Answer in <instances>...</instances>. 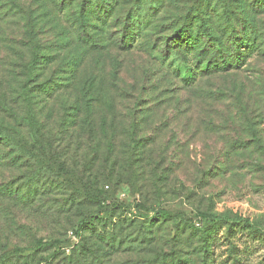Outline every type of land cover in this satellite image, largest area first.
I'll use <instances>...</instances> for the list:
<instances>
[{
	"label": "rangeland",
	"instance_id": "rangeland-1",
	"mask_svg": "<svg viewBox=\"0 0 264 264\" xmlns=\"http://www.w3.org/2000/svg\"><path fill=\"white\" fill-rule=\"evenodd\" d=\"M206 30L253 52L185 85ZM0 73V264H264V0H0Z\"/></svg>",
	"mask_w": 264,
	"mask_h": 264
},
{
	"label": "trees",
	"instance_id": "trees-1",
	"mask_svg": "<svg viewBox=\"0 0 264 264\" xmlns=\"http://www.w3.org/2000/svg\"><path fill=\"white\" fill-rule=\"evenodd\" d=\"M113 4L107 3V2H104V3L97 2L95 3L94 7L92 5L91 6L86 5V8L85 6H82L80 8V12L78 13V16L74 15L70 17V22L73 25L78 24L79 27H82L85 21L91 22L93 24L99 23V25L101 26V24H103V21H104L101 17L102 14L104 15V17H106L107 14H110L109 17H112L111 14H114V13L116 14L117 7L114 6ZM74 8L76 7H73L72 10H74ZM170 24L171 26L168 27L167 29H174V28L177 29L178 28L177 27L178 23L172 21ZM104 25L105 23L103 24V26ZM191 28H193V26ZM185 29L187 28L181 25L180 28H178L175 31L178 40L191 34V33H186ZM232 32H235V31L232 30ZM205 36L208 40H210L211 43H215V45L211 47L210 52H206L205 50H203V51H198L193 54L192 62H193L194 68L189 69L187 75H185L182 78V81L185 85H188V84L192 85L198 79L203 78L205 76L226 75L227 73H230V72H239L246 65V59L253 52V49H251V48H254L253 44H251V46H247V45L244 46L243 45L244 42L241 41L242 38L241 39L237 38L238 37L237 35H235L234 37V38H237L236 39L237 43L233 41V43H235L236 45L233 47L232 53H230V51H227L226 48L223 47L224 45H222L221 42L215 41L213 36L210 33H208L207 30L205 31ZM81 37L82 36L80 35L79 37L80 41H82L87 46H92L93 42L91 41L92 37L90 35H87L85 39H81ZM24 38L26 39L28 44H30V48H31V62L27 66L28 67L27 69H28V73H32L31 66L36 64L39 61V57L37 56L39 52V48L37 46V42L34 41V37L32 35H27V36L24 35ZM176 43L178 44L177 45L178 50H182L181 48L182 43H180L179 41ZM183 43L187 45L188 43L187 39ZM28 44H25V46H27ZM164 46L167 47L169 45L166 44ZM240 48H243V51H239ZM185 51L186 53L187 52L190 53L188 49H185ZM20 89H21V92L22 91L24 92V87L21 86ZM26 99H27V102L25 101ZM23 103L25 104L26 111H25V115L21 118L23 125H20V126L28 129L29 138L31 139V142L33 143V145H36L42 142L41 139H39L40 137L38 136V130L42 125L39 123V121L36 118V111L32 110L31 100L28 99L27 94H25L23 97ZM93 112L94 111H87V114H88L87 119H88V123L90 124H92V119H93V114H94ZM5 121L6 120L0 117V145L1 144L5 145L6 143H11V144L14 143L15 147H18L17 145L18 140L20 141L22 140L18 138L15 141V138L19 137L20 135V133L18 132L19 129L11 127V125L9 123H5ZM15 124H17V120ZM26 141L27 140L22 141V143H25ZM214 219H223L226 221L230 220L228 217H221V218L214 217ZM234 221L240 222L242 221V219L240 217H236L232 220V222ZM245 222L249 227H251V225H249L248 220H245ZM80 225L81 223L78 224V226Z\"/></svg>",
	"mask_w": 264,
	"mask_h": 264
}]
</instances>
